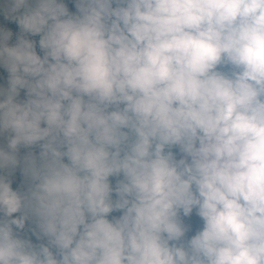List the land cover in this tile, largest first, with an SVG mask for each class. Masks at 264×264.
I'll return each instance as SVG.
<instances>
[{"label": "clouds", "instance_id": "9594fccd", "mask_svg": "<svg viewBox=\"0 0 264 264\" xmlns=\"http://www.w3.org/2000/svg\"><path fill=\"white\" fill-rule=\"evenodd\" d=\"M0 264H264V0H0Z\"/></svg>", "mask_w": 264, "mask_h": 264}, {"label": "trees", "instance_id": "16d2710c", "mask_svg": "<svg viewBox=\"0 0 264 264\" xmlns=\"http://www.w3.org/2000/svg\"><path fill=\"white\" fill-rule=\"evenodd\" d=\"M35 39H38V38H35ZM115 215V214H114Z\"/></svg>", "mask_w": 264, "mask_h": 264}]
</instances>
